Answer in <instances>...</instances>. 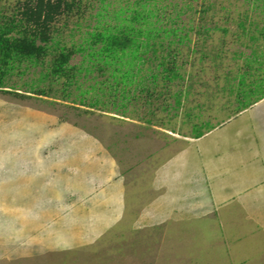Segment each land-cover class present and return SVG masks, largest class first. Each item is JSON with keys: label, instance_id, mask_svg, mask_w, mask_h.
Segmentation results:
<instances>
[{"label": "rangeland", "instance_id": "374dc122", "mask_svg": "<svg viewBox=\"0 0 264 264\" xmlns=\"http://www.w3.org/2000/svg\"><path fill=\"white\" fill-rule=\"evenodd\" d=\"M17 1L0 0V14L11 15ZM106 1L111 12L134 0ZM147 1L161 15V25L187 32L186 40L171 45L179 52L175 60L183 78L166 83L158 75L153 85L144 76L150 95L136 88V98L117 106L121 89L109 93L107 72L93 70L85 75L81 70L69 83L64 76H44L48 60L59 51L51 47L53 52L43 64H22L4 79L0 88V264H264V222L252 215L264 214L258 200L241 203L238 197L212 213L178 209L175 216H148L157 215L149 204L161 192L153 185L156 171L193 136V125L205 132L239 111L238 73L245 69L244 57L254 48L264 52V0ZM87 3L81 17L61 15L54 22L58 46L70 48L73 43L75 47L92 29L99 2ZM250 35L256 38L251 40ZM68 63L84 68L90 62L76 52ZM252 78L246 76L245 83ZM127 88L134 90V85ZM176 91L181 94L179 105L174 103ZM263 92L264 79L245 96L253 99ZM94 99L99 103L91 106ZM112 99L118 104H112ZM252 106L264 120V98ZM75 155L80 161L73 170L80 184L71 190L68 182L73 174L65 165L70 166L67 160ZM110 159L114 171L109 178L91 179L102 176L99 170ZM119 177L126 205L124 216L119 215L122 219L112 220L100 232L86 231L84 225L64 219L67 214H86L91 200L95 201L92 188L99 191L103 183ZM58 180L64 193L58 194L60 202L47 194V187ZM94 181L103 186L94 187ZM38 196H43L40 210L31 206Z\"/></svg>", "mask_w": 264, "mask_h": 264}, {"label": "trees", "instance_id": "16d2710c", "mask_svg": "<svg viewBox=\"0 0 264 264\" xmlns=\"http://www.w3.org/2000/svg\"><path fill=\"white\" fill-rule=\"evenodd\" d=\"M87 1L20 0L17 1L11 15L1 13L0 88L4 87V79L16 67L22 64L26 66L43 64L45 58L53 52L51 47L55 49L58 47L59 51L48 60L47 73L43 74L44 76L50 75L55 78L64 76L69 83L75 82L72 80L81 70L85 71V75L93 70H97L100 74L107 72V78L111 80L108 84L109 93L121 89V103L118 104L112 99V104H118L117 106L124 105L125 99L136 98L134 92L136 88L138 92L146 91L147 95H150L148 87L143 85L144 76L150 78L153 85L156 84L158 75H161L166 83L183 78L178 72L175 60L179 52L172 50L171 45L186 40L187 32L180 34L179 30L182 27L161 25V15L147 6V0H134L130 5L121 6L111 12L107 9L109 2L97 0L99 8L93 14L95 23L91 30L85 31L81 42L75 47L72 43L70 48L66 45L58 46L59 41L54 37L57 31L54 22L61 15L75 14L78 18L81 17L87 7ZM106 17H109V20ZM242 28L244 29L243 26ZM255 38V35L249 36L251 40ZM76 52L85 55L88 63L90 62L84 68L69 65L70 58ZM147 62L149 65L143 68L142 66ZM151 63L154 64L150 66ZM244 66L245 69L238 73L237 93L242 95L241 99L238 98L239 110L264 97V92L255 95L253 99L252 96L249 98L245 96L264 79V52H256L255 48L252 49L251 54L244 57ZM145 69L146 71L141 75V70ZM259 71H262L263 75L258 73ZM249 75L253 78L245 83V78ZM129 85H134V90H129L127 88ZM98 89L102 90V88ZM180 95L178 91L174 92L176 105L180 104ZM96 103H99V100L94 99L89 102L91 106ZM197 126L199 125H193L192 137L203 134Z\"/></svg>", "mask_w": 264, "mask_h": 264}, {"label": "crops", "instance_id": "0c3cea01", "mask_svg": "<svg viewBox=\"0 0 264 264\" xmlns=\"http://www.w3.org/2000/svg\"><path fill=\"white\" fill-rule=\"evenodd\" d=\"M257 114L254 106L243 108L224 123L205 129L201 136L187 138L182 148L169 155L156 171L153 185L161 192L157 199L152 198L149 202L157 214L149 213V218H159V215L175 216L179 212L176 211L178 209L188 211L204 209L212 213L213 210L238 197L241 203L253 198L262 202L264 206V120L263 116ZM74 157L67 160L71 162L70 166L65 165L69 170L71 168L70 174H73L68 182L71 190L80 184L79 176L74 175L73 170L80 160L79 156ZM99 171L102 176L97 174L94 177L92 173L91 179L109 178L107 176L114 171L111 159L108 160V166ZM61 181L63 182L62 179ZM99 183L101 182L94 181V187L96 185L105 187H102V193L99 192L100 188L99 191L96 190L98 187L92 188L94 192L91 190L90 194L95 201L91 200L93 205L87 209L86 214L82 213L79 217H75V214L64 216V219H70L69 224L84 225L86 231L100 232L104 230V226H109L112 220L123 218L126 205L124 186L120 182V177L117 181L110 180L109 184ZM47 188L49 191L47 194L52 196L50 198L57 197L60 202L64 193L62 194L60 189L59 180ZM35 200L36 204L31 206L35 205L40 210L43 196H38ZM27 208L30 209L28 206ZM257 208L259 209V206ZM32 210L31 208L30 211ZM120 214L123 216L120 217ZM252 215H257V218L254 217L255 220L261 219V223L264 222L263 213L254 212Z\"/></svg>", "mask_w": 264, "mask_h": 264}]
</instances>
